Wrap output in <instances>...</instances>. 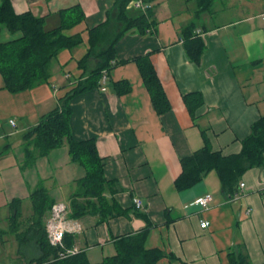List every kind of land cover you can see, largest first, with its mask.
Segmentation results:
<instances>
[{
	"label": "crops",
	"instance_id": "crops-1",
	"mask_svg": "<svg viewBox=\"0 0 264 264\" xmlns=\"http://www.w3.org/2000/svg\"><path fill=\"white\" fill-rule=\"evenodd\" d=\"M11 2L17 14L30 12L44 18L47 29L60 24V12L76 6L83 9L85 19L68 32L81 35L83 44L59 53L51 64L48 82L11 93L0 73V157L8 155L15 146L24 148L21 162H8L0 168V174L13 170L9 177L0 178L4 181H0L1 194L6 185L18 187L15 173L28 166L24 135L59 106L60 98L70 87L85 78L78 63L89 50V31L109 19L112 34L121 28L115 0ZM195 3L153 0L151 19L155 28L146 34L132 29L117 43V60L127 63H117L110 72L107 91L97 88L71 103L74 139L96 140L105 177L118 185L114 198L128 210L127 215L102 223L97 216L88 214L74 220L81 227L80 232L72 234L75 245L86 249L92 264L114 256L118 238L147 228V220L139 214L151 224L146 248L168 255L158 264H231V254H243L251 264H264V164L248 170L233 195L224 191L215 171L187 190L179 191L175 186L182 174L183 158L206 144L225 157L239 154L253 124L264 116V0H217L201 15L197 14ZM128 6L129 11L142 13ZM190 26L205 43L201 63L191 61L185 49L183 33ZM0 32L2 42L19 37L2 25ZM144 55L151 56L171 103V111L163 115L157 114L134 62ZM118 82L129 83L131 91L119 95L114 87ZM191 93H201L204 101L194 115L183 100ZM34 162L37 166L31 176L42 177L51 197L53 193L62 195V187L68 183L75 186L86 174L74 175L82 166L72 161L68 145ZM241 183L246 184L244 188ZM74 191L69 189L64 197L52 198L56 203L65 202ZM206 194L213 196V202L202 209L196 201ZM106 196L111 197L110 193ZM8 197L4 206L7 210L3 214L0 210V248L5 252L0 264H21L19 244L9 232L8 219L12 204L19 199L22 219L27 220L33 215L32 202L28 206L30 213L25 214L23 198L15 194ZM135 199L142 201V209L136 207ZM204 221L210 223L206 229L201 228Z\"/></svg>",
	"mask_w": 264,
	"mask_h": 264
},
{
	"label": "trees",
	"instance_id": "trees-1",
	"mask_svg": "<svg viewBox=\"0 0 264 264\" xmlns=\"http://www.w3.org/2000/svg\"><path fill=\"white\" fill-rule=\"evenodd\" d=\"M132 0H115L114 10L121 24L116 34L111 33L110 19L89 31V50L79 61V69L83 70V79L70 87L60 98L59 106L40 120L39 124L24 135L27 165L38 157H46L53 150L68 145L69 154L74 163L85 169V176L76 181V190L70 198V219L77 220L85 215H94L102 223L108 219L127 215L128 210L114 198L119 191L116 182L105 177L103 159L100 158L97 142L94 139L77 141L74 139L70 122L73 115L72 101L79 95L101 88L103 75L116 67L118 62L117 43L125 33L137 29L146 34L155 28L153 10L147 14L133 13L127 9ZM153 0H145L150 4ZM197 14L208 12L217 0H195ZM85 19V13L80 6L60 12V24L47 29L44 18L32 13L17 14L11 0H0V25L12 35H19L12 41L0 40V73L6 88L11 93L28 91L39 83L48 82L51 77V64L63 50L81 47V35H69L68 32L79 26ZM194 25V24H193ZM193 26L184 31V44L189 59L201 63L205 52L203 39L193 33ZM1 33V32H0ZM151 56L136 58L145 88L158 115L171 111V103L165 93L163 84L157 74ZM95 64L93 67L90 64ZM119 95L131 91L127 82L114 83ZM186 106L192 115L195 114L204 101L201 93H191L184 96ZM9 147V145L7 146ZM6 147V148H7ZM264 164V116L253 124L250 135L243 141L239 154L228 157L213 152L206 144L201 150L181 160L182 174L176 180L177 190L183 191L201 182L204 176L215 171L221 181L224 191L233 195L237 191L240 179L250 169ZM29 166V165H28ZM118 189V190H117ZM110 193L111 197L106 195ZM33 215L23 220L22 202L16 200L10 210L9 232L19 244L18 255L21 264H92L86 251L69 254L75 247L74 236L67 234L63 245L53 246L48 239L46 222L49 213L56 203L43 185L31 195ZM102 202V203H101ZM86 207V208H85ZM145 230L134 235L123 236L115 242L116 254L107 257L101 264H158L168 255L159 249H147L146 241L149 235L150 222ZM231 264H251L243 254H231Z\"/></svg>",
	"mask_w": 264,
	"mask_h": 264
},
{
	"label": "built area",
	"instance_id": "built-area-1",
	"mask_svg": "<svg viewBox=\"0 0 264 264\" xmlns=\"http://www.w3.org/2000/svg\"><path fill=\"white\" fill-rule=\"evenodd\" d=\"M129 9L142 11V13L147 14L148 10L151 7V4H147L145 0H133L129 6ZM264 15V14H263ZM109 82V75L105 73L101 80V89L103 92L107 90V84ZM15 125V122H11ZM245 183H241V188L245 187ZM135 205L138 209H142V201L139 199L134 200ZM213 202V196L211 194H206L205 196L199 198L196 201V205L201 207L202 209H207ZM70 213V209L63 203H55L50 211L49 218L46 222V231L48 234L49 242L53 246H61L63 245V240L67 234H75L81 231V227L74 220H71L68 217ZM210 223L208 221H204L201 223V228H208ZM86 251V249H82L78 246L73 247L69 254H77L79 252Z\"/></svg>",
	"mask_w": 264,
	"mask_h": 264
},
{
	"label": "rangeland",
	"instance_id": "rangeland-1",
	"mask_svg": "<svg viewBox=\"0 0 264 264\" xmlns=\"http://www.w3.org/2000/svg\"><path fill=\"white\" fill-rule=\"evenodd\" d=\"M23 150H24L23 147L21 148V147L15 146L13 151L9 152L8 155L0 157V168L3 167L4 165H6V163H8V162L16 164L15 162L20 161L21 159H23ZM61 151H59V152H61ZM34 163H29L28 164L29 166H26L27 169L23 166L22 169L20 168V172L19 173H17V171H16L15 174H17V177H15L16 181L14 183H16L18 187L13 188L14 185H11V186L10 185H6L5 186L6 188L4 187V189H6V191H4V194H1V192H0V194L2 196L1 198L4 201L3 208H0V210L3 209V210H1L2 214L5 213V211L7 210L4 206L6 205V203L8 201L7 199H9L8 196L10 194H15L17 197H21V199L23 198V200H24L23 201L24 202V204H23V209L24 210L23 211H25L24 212L25 214H29L30 213V209L28 210V206L31 205V201H30V199L28 197H29V195L31 193H33L36 189H38L40 186H42L45 183V181H43L41 179L42 178L41 176H36V175H35L36 177L34 175L31 176V173H32L31 170L36 169V166H37ZM52 165L54 166V164H52ZM12 171H13L12 169H9V170L6 169L4 172H2L0 174V178L1 177H6V176L9 177L8 174L12 173ZM78 171H79L78 173L74 174L76 177H78L79 175H82V174L84 175L85 174V169L83 167H79ZM0 181L4 182L3 179H0ZM65 184L66 183H64V185ZM71 184L72 183H68L64 187H62V193H63L62 195L53 193V194H51L52 197H56L58 199L60 197H64V193L66 191H69V189H71V191L73 192L75 190V186H72L73 184L72 185ZM10 189H13V190H10ZM65 199H67V198L65 197ZM60 203L65 204L70 209V200L67 199L65 202H60ZM70 213H71V210H70ZM70 213H67L68 217L70 216ZM49 215H50V213H49ZM48 218H49V216H48ZM4 256H5V252H4V250H2L0 248V260H4L3 259Z\"/></svg>",
	"mask_w": 264,
	"mask_h": 264
},
{
	"label": "bare ground",
	"instance_id": "bare-ground-1",
	"mask_svg": "<svg viewBox=\"0 0 264 264\" xmlns=\"http://www.w3.org/2000/svg\"><path fill=\"white\" fill-rule=\"evenodd\" d=\"M118 190V189H117ZM102 203V202H101ZM86 208V207H85Z\"/></svg>",
	"mask_w": 264,
	"mask_h": 264
}]
</instances>
